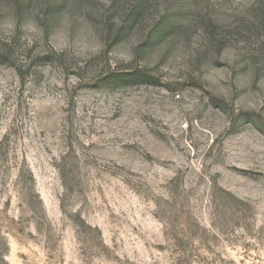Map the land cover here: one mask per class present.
<instances>
[{
  "label": "rangeland",
  "instance_id": "rangeland-1",
  "mask_svg": "<svg viewBox=\"0 0 264 264\" xmlns=\"http://www.w3.org/2000/svg\"><path fill=\"white\" fill-rule=\"evenodd\" d=\"M144 1L0 0V264H264L255 0Z\"/></svg>",
  "mask_w": 264,
  "mask_h": 264
},
{
  "label": "trees",
  "instance_id": "trees-1",
  "mask_svg": "<svg viewBox=\"0 0 264 264\" xmlns=\"http://www.w3.org/2000/svg\"><path fill=\"white\" fill-rule=\"evenodd\" d=\"M145 1L142 3H137L130 9L129 13H127L124 19V22L116 30L118 36L127 34L138 18L142 16L145 10ZM254 4L256 8L254 10L256 17L260 19L261 23H264V0H255ZM173 28L174 26L167 24L165 21L157 23L153 27L151 34L148 35L146 42L153 43L154 40L166 36L171 30H173ZM110 76L115 77L122 82H152V76L144 72L141 68L132 69V71L123 74H113Z\"/></svg>",
  "mask_w": 264,
  "mask_h": 264
}]
</instances>
